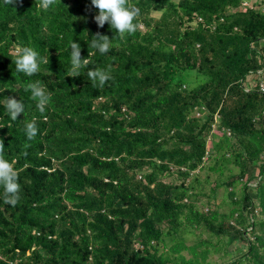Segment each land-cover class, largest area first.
Segmentation results:
<instances>
[{
  "label": "trees",
  "instance_id": "obj_1",
  "mask_svg": "<svg viewBox=\"0 0 264 264\" xmlns=\"http://www.w3.org/2000/svg\"><path fill=\"white\" fill-rule=\"evenodd\" d=\"M247 1L128 0L137 29L116 35L90 0H0V139L21 185L15 206L0 185V264H211L217 245L188 247V228L225 244L219 264H264V95L249 84L264 76V0ZM96 33L113 38L108 53L91 48ZM70 39L91 60L75 77ZM18 44L48 50L40 72L15 73ZM97 68L111 73L103 86L87 76ZM35 81L52 93L43 113ZM7 96L25 104L15 121ZM207 159L230 172L229 215L200 211L186 184Z\"/></svg>",
  "mask_w": 264,
  "mask_h": 264
},
{
  "label": "clouds",
  "instance_id": "obj_2",
  "mask_svg": "<svg viewBox=\"0 0 264 264\" xmlns=\"http://www.w3.org/2000/svg\"><path fill=\"white\" fill-rule=\"evenodd\" d=\"M91 5L97 9L93 17L98 27H103L106 23L109 28L115 30L116 35L132 34L137 29L134 23L136 17L140 14V9L135 5L128 3V0H90ZM55 0H41V7L44 10L51 8ZM91 48L101 54H106L113 46V38L109 39L107 35L96 33L89 39ZM88 44V47H89ZM70 48V52L68 49ZM65 51L69 54L70 61L67 69V76H79L84 69L91 63L89 56L81 57V45L70 39L65 45ZM15 56L12 61L15 64V73H23L26 76H32L41 71V65L48 63L47 55L42 56L35 48L23 44L16 45ZM88 78L94 85L103 86L111 77L108 70L97 68L87 72ZM31 99L35 100L40 112H44L47 106L51 105L52 93L40 81H35L28 85ZM4 109L10 120H17V116L25 112V104L21 99L12 96L4 98ZM24 131L29 140L34 139L38 133L36 119L33 118L25 122ZM4 143L0 139V185L3 186L7 203L15 206L20 199L21 185L18 179V171L13 161L4 154Z\"/></svg>",
  "mask_w": 264,
  "mask_h": 264
},
{
  "label": "rangeland",
  "instance_id": "obj_3",
  "mask_svg": "<svg viewBox=\"0 0 264 264\" xmlns=\"http://www.w3.org/2000/svg\"><path fill=\"white\" fill-rule=\"evenodd\" d=\"M256 2H260V0H249L244 4V7H251ZM262 8L264 10V5ZM154 16H158V13H156ZM255 81L256 77H253L249 83L251 87ZM198 115L199 113H197V116ZM207 147H211V138L208 139ZM205 162L206 163L202 166V168L193 173L192 177L186 181V184L191 183L194 186V192L199 195L196 206L200 211L206 212L209 206L210 210L219 212V215H229L233 204L225 184L228 181L230 172L226 170L224 174L220 175L218 172L211 171L210 167L214 166L215 164L213 159H207ZM231 167L233 169V173H235L237 171L236 167L232 165ZM195 180L197 182H195ZM164 181L168 184H179L181 182L176 174L172 175L171 177H166ZM236 192H239V187L236 189ZM179 238L183 239L188 247L195 246L200 242L203 244L204 241L209 242L212 245H217V250L213 247H207L209 250L207 261L211 264L223 263L229 258V256L225 254V244H223L222 241L218 243L217 237L211 236V234L207 231L202 232L199 229L188 228L187 231L185 230L179 233ZM166 241L168 246H170L175 240L166 238ZM204 248L205 246L201 245L197 252L200 253V251ZM230 249L231 247L228 248V250ZM182 254L187 259L192 257L189 251H183Z\"/></svg>",
  "mask_w": 264,
  "mask_h": 264
},
{
  "label": "built area",
  "instance_id": "obj_4",
  "mask_svg": "<svg viewBox=\"0 0 264 264\" xmlns=\"http://www.w3.org/2000/svg\"><path fill=\"white\" fill-rule=\"evenodd\" d=\"M255 88L264 95V76L262 74L259 75L258 79L254 83Z\"/></svg>",
  "mask_w": 264,
  "mask_h": 264
}]
</instances>
